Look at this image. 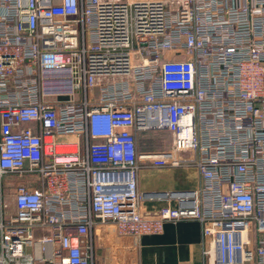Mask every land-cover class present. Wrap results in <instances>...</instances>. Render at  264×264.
<instances>
[{
  "label": "built area",
  "instance_id": "1",
  "mask_svg": "<svg viewBox=\"0 0 264 264\" xmlns=\"http://www.w3.org/2000/svg\"><path fill=\"white\" fill-rule=\"evenodd\" d=\"M182 166L195 189L138 191ZM186 220L204 263L264 264V0H0V264H96V225Z\"/></svg>",
  "mask_w": 264,
  "mask_h": 264
},
{
  "label": "crops",
  "instance_id": "2",
  "mask_svg": "<svg viewBox=\"0 0 264 264\" xmlns=\"http://www.w3.org/2000/svg\"><path fill=\"white\" fill-rule=\"evenodd\" d=\"M199 184L194 167H141L137 171L140 193L193 190ZM166 203L143 200L140 210L152 215ZM96 264H206L202 254L201 225L195 220L167 222L160 234L137 239L119 237L113 225L91 230Z\"/></svg>",
  "mask_w": 264,
  "mask_h": 264
},
{
  "label": "rangeland",
  "instance_id": "3",
  "mask_svg": "<svg viewBox=\"0 0 264 264\" xmlns=\"http://www.w3.org/2000/svg\"><path fill=\"white\" fill-rule=\"evenodd\" d=\"M161 141L165 143V147L168 146V134L164 131H152V132H149L148 134H142V138L138 142V148L140 150L151 148V147L154 148V147L159 146L158 143Z\"/></svg>",
  "mask_w": 264,
  "mask_h": 264
}]
</instances>
